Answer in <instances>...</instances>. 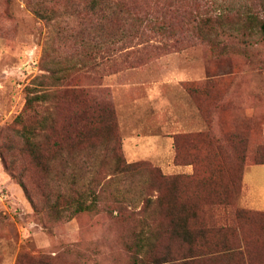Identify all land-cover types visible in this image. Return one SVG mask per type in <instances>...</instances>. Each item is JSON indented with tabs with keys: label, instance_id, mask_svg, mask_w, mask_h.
I'll list each match as a JSON object with an SVG mask.
<instances>
[{
	"label": "rangeland",
	"instance_id": "rangeland-1",
	"mask_svg": "<svg viewBox=\"0 0 264 264\" xmlns=\"http://www.w3.org/2000/svg\"><path fill=\"white\" fill-rule=\"evenodd\" d=\"M35 1L50 19L39 18L30 0H0V143L18 146L14 119L24 110L35 78L50 67L80 65L88 34L95 38L103 30L97 12H90V0ZM120 1L129 10L123 30L128 39L114 37L109 59L84 69L87 78L80 80L109 89L124 159L146 166L138 174L114 178L96 210L70 220L45 217L43 225L0 160V264H32L23 258L30 251L44 253L49 264H149L165 257L176 264H264V225L230 217L231 209L246 208L239 201L241 175L264 161V44L244 49V55H214L196 42L195 26L172 21L171 11L177 19L185 9L194 11L197 0ZM245 1L226 3L240 7ZM209 2L198 3L207 7ZM155 16L173 23L182 42L161 46L165 38L147 24ZM79 32L86 35L67 37ZM90 43L96 56V38ZM15 154L25 162L20 150ZM150 168L175 176L179 200L186 199L191 209L198 200L190 243L163 231L166 204L143 206L144 198L156 194ZM218 168L219 183L212 184L205 174ZM216 187L226 201L214 203V192L213 202L192 196ZM141 236L145 247L135 253ZM140 256L143 261L135 262Z\"/></svg>",
	"mask_w": 264,
	"mask_h": 264
},
{
	"label": "trees",
	"instance_id": "trees-1",
	"mask_svg": "<svg viewBox=\"0 0 264 264\" xmlns=\"http://www.w3.org/2000/svg\"><path fill=\"white\" fill-rule=\"evenodd\" d=\"M50 1L40 0V4ZM226 1L210 0L209 5L203 7L198 3L200 0H197L193 4L194 11L185 9L177 19L171 11L172 21L181 19L195 26L196 42L208 45L214 55H244V49L264 44V0H246L240 7L232 3L229 6ZM29 3L39 18L50 19L45 8L43 10V7H39L35 0H30ZM90 12H97L99 25L103 29L95 37L96 56H92L89 51L90 41L95 38L88 34V41L83 43L85 47L82 46L86 53L80 58V65L75 64L68 69L50 67L45 69L47 73L38 75L32 86L27 87L24 110L14 119L18 128L13 129L12 134L13 139L18 140V146L6 141L0 143L3 169L22 188L43 225L45 217L53 221L70 220L79 213L96 210L102 193L114 178L138 174L146 166L144 162H127L124 159L109 89L101 87V83L89 86L80 80L81 77H86L84 69L109 59L112 49L109 44L114 37L120 36V39H125L123 41L128 39L123 30L124 20L127 18L125 14L129 10L120 0H90ZM147 24L156 27L160 31L157 33L165 38L161 46H175L182 42L180 35L174 30L175 25L164 18L155 16ZM107 25H114L115 30H104ZM79 35L86 34L79 32L76 36L71 34L67 37ZM95 57L99 61L95 62ZM46 103L47 107L41 110ZM49 103L52 105L51 110ZM52 109L55 111L52 112ZM16 149L24 156V163L18 161ZM254 164H264V161H256ZM150 171L155 176L151 186L156 194L144 198L143 206L148 203L166 204L168 225L163 231H167L172 238L179 237L190 243L193 231L190 220L196 217L198 200H193L191 209L185 204L186 199L179 200L175 176H166L155 168H150ZM221 171L219 168L208 169L205 179L218 184ZM242 176L239 181L240 190ZM230 183L233 187L234 182ZM213 190L197 191L192 196L203 195L208 200L214 192V196L218 197L214 203L226 201V198L221 197L220 187ZM178 203L181 204V211L177 209ZM182 212L184 215L181 216ZM230 217L237 223L241 220L251 221L253 218L264 225V211L235 208L231 209ZM156 243L153 241V246ZM144 245V238L141 236L134 243V252L142 251ZM30 252L32 254H24L25 260L32 261V264H49L44 253ZM142 258L136 257L134 261L142 262ZM177 261L167 260L165 257L149 264H176Z\"/></svg>",
	"mask_w": 264,
	"mask_h": 264
},
{
	"label": "crops",
	"instance_id": "crops-1",
	"mask_svg": "<svg viewBox=\"0 0 264 264\" xmlns=\"http://www.w3.org/2000/svg\"><path fill=\"white\" fill-rule=\"evenodd\" d=\"M264 164L251 165L242 176L240 204L243 207L264 211V170L258 167Z\"/></svg>",
	"mask_w": 264,
	"mask_h": 264
}]
</instances>
